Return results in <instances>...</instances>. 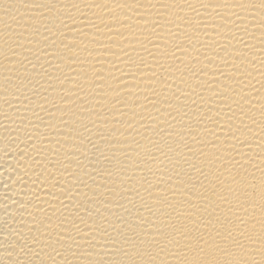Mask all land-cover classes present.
<instances>
[{
	"label": "bare ground",
	"instance_id": "obj_1",
	"mask_svg": "<svg viewBox=\"0 0 264 264\" xmlns=\"http://www.w3.org/2000/svg\"><path fill=\"white\" fill-rule=\"evenodd\" d=\"M0 264H264V0H0Z\"/></svg>",
	"mask_w": 264,
	"mask_h": 264
}]
</instances>
